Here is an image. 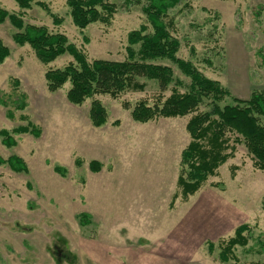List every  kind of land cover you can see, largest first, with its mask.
Returning <instances> with one entry per match:
<instances>
[{
	"label": "rangeland",
	"instance_id": "1",
	"mask_svg": "<svg viewBox=\"0 0 264 264\" xmlns=\"http://www.w3.org/2000/svg\"><path fill=\"white\" fill-rule=\"evenodd\" d=\"M110 1L116 6L110 22L85 28L73 24L67 0H30L28 9L0 0V8L20 15L23 28L64 36L87 62H122L132 32L152 34L149 3ZM164 21L175 53L150 62L170 68L167 89L139 79L141 91L96 95L81 105L68 100L69 82L50 91L45 77L75 65L74 57L66 52L44 64L29 45L13 40L23 29L9 18L0 24L8 50L0 63V158L17 157L27 168L16 173L0 165V264H264V171L253 167L233 135V157L194 195L184 200L177 188L190 142L186 125L210 111L209 95L196 113L182 117L140 123L131 116L140 102L161 107L172 94H195V79L227 93L220 108L233 98L264 96V0H181ZM139 46L131 47L137 52ZM94 101L105 112L100 126L90 119ZM22 127L28 132L17 133ZM2 132L14 146L3 145ZM92 162L99 171L91 170ZM243 224L247 245L234 248V259L219 261L220 241Z\"/></svg>",
	"mask_w": 264,
	"mask_h": 264
},
{
	"label": "trees",
	"instance_id": "2",
	"mask_svg": "<svg viewBox=\"0 0 264 264\" xmlns=\"http://www.w3.org/2000/svg\"><path fill=\"white\" fill-rule=\"evenodd\" d=\"M181 0H147L149 3L147 20L152 28V34L142 36L140 32H132L128 37L127 58L122 62L95 60L87 62L85 57L72 46L67 44L66 38L59 34H51L45 27L25 26L20 15H9L0 8V24L7 18L22 32L14 35L17 45H29L39 61L50 63L66 52L74 57L76 64H68L63 69L51 70L46 73L47 88L55 91L69 82L68 100L75 105H81L86 99L96 95H110L112 98L122 94L125 90H143L144 84L139 79L153 80L159 91L164 92L172 81L171 70L166 66L151 63L158 58H171L175 53V43L171 42L167 25L164 21L168 9ZM20 9H28L30 0H16ZM70 17L78 28H85L92 23L108 24L116 12V6L110 0H67ZM171 40V41H170ZM139 44L134 52L131 46ZM8 50L0 41V63L7 57ZM193 90L196 92L183 95H170L159 107L158 104L147 107L140 102L133 109V120L146 123L157 118L182 117L197 112L201 98H211L212 107L209 112H200L192 116L186 125L190 142L181 155V170L178 175L177 188L182 199L186 200L194 195L205 183L208 177L214 176L216 170L227 159L234 155V144H243L252 158V165L256 170L264 171V125L260 118H264V96L253 95L248 101L233 98V105L220 108L221 98L228 96L219 88L210 85L208 81L197 80ZM209 84L211 87L207 86ZM90 119L93 125L100 126L105 122V112L102 106L94 101L90 109ZM28 127L18 128L17 133H27ZM33 133L38 135L36 130ZM2 142L7 147L14 146L13 139L6 132ZM233 145H230L232 136ZM7 164L16 173H26L24 162L17 157L8 160L0 158V165ZM91 170L99 171L96 162L90 164ZM55 172L62 173V169L55 168ZM87 222V220H86ZM84 222L83 224H86ZM249 231L248 225L238 226L233 236L220 241L218 259L227 262L234 259V248L245 247ZM209 248H212L210 243Z\"/></svg>",
	"mask_w": 264,
	"mask_h": 264
}]
</instances>
